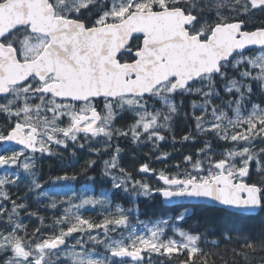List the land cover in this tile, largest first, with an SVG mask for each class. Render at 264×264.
<instances>
[{
    "label": "snow or ice",
    "instance_id": "obj_1",
    "mask_svg": "<svg viewBox=\"0 0 264 264\" xmlns=\"http://www.w3.org/2000/svg\"><path fill=\"white\" fill-rule=\"evenodd\" d=\"M177 119L202 147L157 169ZM121 140L151 149L128 168ZM61 148L80 171L51 183L105 190H45ZM157 197L264 211V0H0V264H264V220L141 219Z\"/></svg>",
    "mask_w": 264,
    "mask_h": 264
},
{
    "label": "trees",
    "instance_id": "obj_2",
    "mask_svg": "<svg viewBox=\"0 0 264 264\" xmlns=\"http://www.w3.org/2000/svg\"><path fill=\"white\" fill-rule=\"evenodd\" d=\"M126 120H128L127 116L124 118V120H121V124L123 125ZM173 127V134L175 135L177 142L173 144L171 142V136L166 133L165 135L168 136V140L161 143V151L171 152L172 157L166 162H154L152 166L157 169H162L166 165L177 163L182 159L184 155L191 154L197 148L202 147V144L200 143L193 144L179 142L180 138L185 135L191 127L190 122L185 121L183 119H177ZM119 143L124 147V152L127 153L124 156V159H128L129 161L135 163V165H138L144 155L147 154L139 147L133 146L126 140H121ZM93 147L97 146L93 145ZM60 152L61 155L64 157L63 160H61L59 157H50L45 158L43 161L40 162V179L41 182L44 184V188L56 192H62L69 188H71L72 190L79 191L84 188V186H89L94 190L96 194L99 193L101 190H105V188L107 187L105 183L101 182L100 180H97L96 182H91L88 181L86 177L80 175H77V179L74 181L58 182L56 184L51 183V178L63 175L64 172H67L69 175H72L73 173L78 174L80 171L79 167L66 168L65 165L70 162L71 157L69 155V152L64 151L62 148L60 149ZM134 153L136 154L135 160L132 159ZM77 158L80 160L81 165L83 164L85 159H97V157L94 155L89 156L87 150L77 151ZM125 164H127V162H125ZM89 175H95V173L90 172ZM114 198L118 202H127L128 199L122 193H115ZM35 207L41 206L34 205V208ZM141 209V219L174 217L177 214L182 213L184 209H188L189 214L187 215L186 220L180 226L185 229L192 227L197 231H199L200 228L204 227L205 224L209 223L217 226L218 231L221 229H232L233 231L246 230L247 228L258 224L261 220H264V211H260L258 214H256L253 220H241L238 219V216L240 214H238L237 212L229 211L216 206H210L206 204H180L169 206L165 205L162 201V198L160 197H157L155 200H146L144 198H141ZM40 214L44 216H50L53 213L41 212ZM197 222H199L200 228H197Z\"/></svg>",
    "mask_w": 264,
    "mask_h": 264
},
{
    "label": "rangeland",
    "instance_id": "obj_3",
    "mask_svg": "<svg viewBox=\"0 0 264 264\" xmlns=\"http://www.w3.org/2000/svg\"><path fill=\"white\" fill-rule=\"evenodd\" d=\"M128 119H129V117H128ZM117 126L119 127V126H122V124H121V121H118L117 122ZM174 128V127H173ZM164 134H166V133H164ZM162 143V142H161ZM93 145H96V144H93ZM96 146H98V145H96ZM120 147L124 150V147L120 144ZM141 150H143L144 152H146V153H148L149 151H150V149H151V145H147V146H144V147H139ZM125 160V162H127V164H125V166L126 167H128V168H132L134 165H135V163H133V162H131V161H129L128 159H124ZM153 182H155V181H153ZM45 190H48V191H52V190H49V189H46V188H44ZM88 189H90L91 191H90V194H96L95 192H94V190L92 189V188H90L89 186H84V188H82L81 190H79L78 192H81V191H85V190H88ZM68 190V189H67ZM67 190H64V191H67ZM74 191H76V190H74ZM101 191H103V190H101ZM100 191V192H101ZM63 192V191H62ZM99 192V193H100ZM99 193H97L96 195H99ZM58 214V213H57ZM85 216H90V217H93V218H96V219H99V210L98 209H93V208H88L86 211H85ZM157 219H159V218H157ZM152 220H155V219H152ZM32 223H35V221L34 222H32Z\"/></svg>",
    "mask_w": 264,
    "mask_h": 264
},
{
    "label": "water",
    "instance_id": "obj_4",
    "mask_svg": "<svg viewBox=\"0 0 264 264\" xmlns=\"http://www.w3.org/2000/svg\"><path fill=\"white\" fill-rule=\"evenodd\" d=\"M162 201H163V203L165 205H169V206H172V205H180V204H184V205H187V204H192V205H194V204H206V205L216 206V207H219V208H223V209H226V210H230V211L236 212V210H234V209L224 208V207H221V206H219L217 204H214V203L208 202V201H191V202H188V201H178L176 203H168V202L164 201L163 199H162ZM259 212L260 211H258L257 214Z\"/></svg>",
    "mask_w": 264,
    "mask_h": 264
}]
</instances>
